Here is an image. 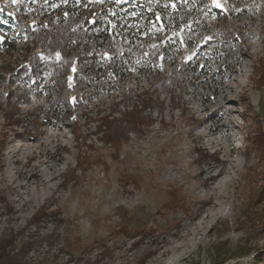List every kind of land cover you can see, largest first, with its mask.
I'll return each instance as SVG.
<instances>
[{
	"label": "rangeland",
	"instance_id": "obj_1",
	"mask_svg": "<svg viewBox=\"0 0 264 264\" xmlns=\"http://www.w3.org/2000/svg\"><path fill=\"white\" fill-rule=\"evenodd\" d=\"M1 152L10 264H264V0H0Z\"/></svg>",
	"mask_w": 264,
	"mask_h": 264
},
{
	"label": "trees",
	"instance_id": "obj_2",
	"mask_svg": "<svg viewBox=\"0 0 264 264\" xmlns=\"http://www.w3.org/2000/svg\"><path fill=\"white\" fill-rule=\"evenodd\" d=\"M46 11H50V9H47ZM216 17H221V14H219V15L217 14ZM121 18H122V16H120V15H115V18H113L114 19L113 21H114V23L116 25L115 33H117V34L122 33L124 31V29H126V24H124V21H121ZM230 35L233 36L234 34L230 33ZM104 36H105V34L103 33L99 37H104ZM104 39H106V37H104ZM242 42H244V40ZM13 46H14V44H13ZM81 62L83 63V61H81ZM131 63H133V62L131 60H128L126 57H124L123 59H119V58H116V57L115 58H111L110 62H105L104 65H102L101 67H98L96 72H97L98 76L99 75H101V76H104V75L111 76V75H113V77L120 78V79H122V78L125 79L126 76H125L124 72H126V70H128L130 68V66H132ZM84 66H86V65H84ZM133 66L136 68L137 72H142V73L146 72V69L148 68V67L137 66V64H135ZM112 67H115L116 73H115V71L114 72L111 71ZM87 69L90 70V69H92V67H88L87 66ZM125 91L127 92V89ZM51 104L54 107H58V102L57 101H54ZM120 113H123L125 115L124 116L125 119H127L128 122L131 123L132 125L135 126L137 123H139L138 122L139 117L134 116V117L131 118L130 115L133 114V112H127V111H125V108H124V109H120ZM111 120H112L111 122L107 123L110 128H111V126L117 124L118 126L115 125L116 129L118 128L119 131L121 129H124V127L121 124L122 120L121 121H117L115 117H112ZM42 135H43V133H42ZM42 135H40V136H42ZM32 137L33 138H37L39 136L34 135ZM4 146H5V144H4ZM3 158H4V155L1 152L0 153V166L3 165ZM202 159L203 160H207L205 158H202ZM214 160L216 162H221L219 160V158H217V157ZM5 199L6 198H5L4 195L0 196V200L1 201H5ZM6 205H7V203H6ZM7 207L9 208L8 205H7ZM48 207H49V205L43 204L42 207L39 208L40 211H44V214L42 215L44 218H46L48 216H51L53 214V212H48L47 211ZM8 210L12 211L10 208ZM5 250L6 249H2L0 251V264H10L12 262L14 263L15 260H12Z\"/></svg>",
	"mask_w": 264,
	"mask_h": 264
},
{
	"label": "built area",
	"instance_id": "obj_3",
	"mask_svg": "<svg viewBox=\"0 0 264 264\" xmlns=\"http://www.w3.org/2000/svg\"><path fill=\"white\" fill-rule=\"evenodd\" d=\"M115 27H116V25H115ZM103 33H104V32H103V31H100V29H99V33H98L99 35H98V36H97V35H94V38H95V39H98V38H99L98 41L101 40L100 38H103V39H104V37H99V36H100L101 34H103ZM104 34H105V33H104ZM116 34H117V33H116ZM105 35H106V34H105ZM104 40H105V39H104ZM106 40H108V38H107ZM98 43H99V46H101V44H102L103 42L99 41ZM114 58H115V57H114ZM108 59H109V58H108ZM110 60H111V59H109V61H108V60H105V62H110ZM105 62H104V63H105ZM80 63H81L80 67H84V65H83L84 63H82V62H80ZM145 63H146V61H141V63H139V61H134L133 63H131L132 66H130V68H134V70H136V68L133 66V65H135V64H137V66L148 67V65L144 66ZM102 65H104V64H102ZM102 65H101V66H102ZM101 66H100V67H101Z\"/></svg>",
	"mask_w": 264,
	"mask_h": 264
},
{
	"label": "bare ground",
	"instance_id": "obj_4",
	"mask_svg": "<svg viewBox=\"0 0 264 264\" xmlns=\"http://www.w3.org/2000/svg\"><path fill=\"white\" fill-rule=\"evenodd\" d=\"M225 126V125H224ZM220 128H222L221 126L217 127L216 130H219ZM225 135V134H224ZM221 171L218 173V175H220ZM217 175V176H218ZM1 196V195H0ZM6 197V196H5ZM6 200V199H5ZM7 201V200H6ZM51 201V200H50ZM8 204V203H7ZM13 208V207H12ZM11 218V217H10ZM20 228V227H19Z\"/></svg>",
	"mask_w": 264,
	"mask_h": 264
}]
</instances>
